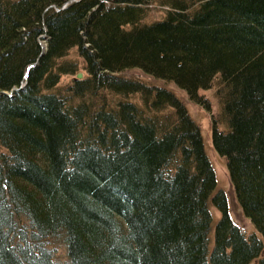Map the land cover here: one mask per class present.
Here are the masks:
<instances>
[{
    "label": "trees",
    "instance_id": "trees-1",
    "mask_svg": "<svg viewBox=\"0 0 264 264\" xmlns=\"http://www.w3.org/2000/svg\"><path fill=\"white\" fill-rule=\"evenodd\" d=\"M153 2L167 11L147 22ZM73 49L87 75L61 86ZM172 86L206 111L199 91L214 89L212 146L262 240L231 218ZM254 260L264 264V0H0V264Z\"/></svg>",
    "mask_w": 264,
    "mask_h": 264
},
{
    "label": "rangeland",
    "instance_id": "rangeland-1",
    "mask_svg": "<svg viewBox=\"0 0 264 264\" xmlns=\"http://www.w3.org/2000/svg\"><path fill=\"white\" fill-rule=\"evenodd\" d=\"M167 8L159 5V3L153 2L147 6V17L146 21L151 22L158 19H162L165 16ZM69 57L71 60L77 61L79 63L77 71L74 74H65L60 79L61 86L71 84L74 79L81 80L86 77L87 73L82 67L81 59L77 56L76 50H71ZM81 75V77H77ZM139 78H142L143 75L135 73L129 74ZM145 78V77H143ZM147 79V78H145ZM173 88V86H172ZM175 93L182 100L185 105L190 117L197 124L200 129L201 136L203 139L205 152L212 164V168L215 172L216 177V189H221L227 198L228 203V211L230 213L231 218L234 223H236L245 233V235H256L260 240H262L261 235L257 232L255 227L251 224V222L244 216L240 205L236 199L234 189L231 185L228 171L226 168L225 159L220 157L214 150L212 146L211 140V117L216 115L218 112V102L216 97L214 96V89L209 90H200L199 94L203 96L206 100H208L210 104V112L203 109L200 105L190 101L188 97L176 88H173ZM106 94V93H104ZM107 97H110V94H106ZM110 103L112 102V98L109 99ZM212 115V116H211ZM210 211L213 219V228L218 219L220 218L219 211L214 208V206L210 205ZM52 248H55L54 257L57 261L63 262L66 258L65 250L62 246L57 244H52ZM250 264H257V260L252 261Z\"/></svg>",
    "mask_w": 264,
    "mask_h": 264
},
{
    "label": "water",
    "instance_id": "water-1",
    "mask_svg": "<svg viewBox=\"0 0 264 264\" xmlns=\"http://www.w3.org/2000/svg\"><path fill=\"white\" fill-rule=\"evenodd\" d=\"M77 77H81V75H78ZM23 86V85H22Z\"/></svg>",
    "mask_w": 264,
    "mask_h": 264
}]
</instances>
